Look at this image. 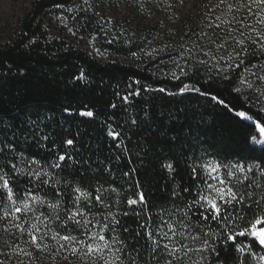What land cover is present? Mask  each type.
Segmentation results:
<instances>
[{"label":"trees","instance_id":"obj_1","mask_svg":"<svg viewBox=\"0 0 264 264\" xmlns=\"http://www.w3.org/2000/svg\"><path fill=\"white\" fill-rule=\"evenodd\" d=\"M148 1L153 10L175 0ZM218 5V28L185 20L168 35L157 24L104 17L96 0L31 2L0 46V176L13 192L8 199L0 180V256L31 243L33 235L39 246L80 249L61 237L92 242L91 234L102 233L118 238L124 264H161L147 233L156 236L162 219L183 218L186 233L209 240L201 264H264V248L252 238L237 237L244 252L225 239L264 216L253 203L264 194V144L252 140L261 139L255 125L264 126V25L238 0ZM47 14L68 21L101 56L49 36ZM185 84L189 89L181 92ZM88 111L93 116L82 115ZM110 128L119 136L109 135ZM210 163L222 171H236L230 166L237 163L253 168L243 184L233 179L239 192L251 195L230 209L224 224L203 221L199 204L185 209L207 191L200 181ZM17 207L18 227L5 226L3 214ZM74 211L82 214L80 225L70 218Z\"/></svg>","mask_w":264,"mask_h":264},{"label":"snow or ice","instance_id":"obj_2","mask_svg":"<svg viewBox=\"0 0 264 264\" xmlns=\"http://www.w3.org/2000/svg\"><path fill=\"white\" fill-rule=\"evenodd\" d=\"M221 3H224V0H221ZM241 7L247 8L248 12L253 15L259 16L258 23L264 25V0H251L250 3H244L242 0H238ZM253 6H255L256 11H253ZM231 7V5H229ZM255 42V41H254ZM264 79V77H262ZM189 89V85L185 84L183 88H181V92ZM196 91H200L198 88L194 89ZM164 91V89H161ZM213 100H218L216 96H212ZM219 103L224 104L223 100H218ZM115 107V105H113ZM236 116L245 119L251 120L252 117L248 116L244 111H237ZM82 115L91 117L93 113L91 111L84 112ZM255 127L259 130V134L264 136V126H261L260 123H257ZM109 135L114 138L119 136L118 132H114L109 130ZM252 140L256 143L264 144V141L258 140L256 136H252ZM68 144H72V140L67 141ZM60 160H64V156L59 157ZM59 165H57L58 167ZM166 167L169 170H174L172 164H167ZM224 166L219 163H210L203 166L204 177L201 179V183L205 185L206 192L201 190V192L197 193L198 199H194L192 205H185V209L190 207H194L196 204H199L201 208L205 209L204 212L200 213V218L203 221H207L211 218L213 221L220 222L221 224L226 223L231 219L230 209L234 205H242L245 202V197L250 196L251 193H241L238 191L235 185H233V179L236 180L237 184H243L247 181L248 173L253 172V168L251 166H246L242 164H234L231 165V169H235L236 171L225 169L222 171ZM264 167V166H262ZM237 171L242 174L241 176L237 175ZM193 178H196L197 169L193 167L192 169ZM0 180L3 181L2 187L8 192V199H12V189L9 187V181L5 179L3 176H0ZM210 181H215V183H211ZM251 187V185H248ZM259 187V185H257ZM185 192L188 189H184ZM175 195V193H174ZM99 201L100 197H96ZM139 201L141 203H146L145 196L141 192L139 193ZM261 201H264V194L261 195L259 200L253 201L258 208H260L261 212H264V204H261ZM130 205H134L137 203V200L130 199L128 200ZM25 208H28V204L25 203ZM16 212H20L21 209L19 207L15 208ZM177 211H184L182 209H177ZM210 213L206 215L205 213ZM74 214L71 219H74ZM126 214V213H125ZM187 215V212H184ZM169 215H172L169 213ZM80 221H76L77 225H80ZM118 223V222H117ZM177 223L180 227H177ZM251 227L245 228L239 232H233L230 235L226 236L227 241L233 242L235 248L239 252H244V247L241 246L240 243H237V237L248 236L252 238L255 244H258L261 248H264V216L257 215L254 221L250 222ZM36 226L33 225V228ZM107 227V225H105ZM163 229H166L163 230ZM183 229V230H182ZM115 231V229H112ZM127 231V229H124ZM149 239L152 240L153 248L152 254L154 258L162 257L161 264H201L206 257L203 255L209 251V240L207 238L201 239L199 235H194L191 233H186V225L183 218H180L177 222H171L170 220H161L160 227L156 230V236L152 232L147 233ZM205 237H207L208 233H204ZM158 236V238H157ZM179 237V239H177ZM32 243L36 244L37 237L35 235L32 236ZM62 240L69 243H79L83 245V248L73 247L71 249L73 255H77L78 252H82L85 258H92L91 264H124V260L121 258V253L124 252L123 246L120 248L115 247V243L117 240H112L111 238H107L102 233L91 234L89 239L92 242L85 241H76L74 237L71 235H65L61 237ZM162 241H167L162 243ZM184 241H191L195 244L197 241L200 242L199 247H192L191 244L185 243ZM123 245V242H120ZM39 247L38 244H36ZM63 247V245L61 246ZM249 249L252 248V245H247ZM212 254H214L217 258L219 257V251L215 248H211ZM194 256H198L199 259H193ZM111 258V259H110ZM260 259H264V256L260 257ZM134 264V262H133ZM222 264V262H220Z\"/></svg>","mask_w":264,"mask_h":264},{"label":"rangeland","instance_id":"obj_3","mask_svg":"<svg viewBox=\"0 0 264 264\" xmlns=\"http://www.w3.org/2000/svg\"><path fill=\"white\" fill-rule=\"evenodd\" d=\"M33 0H0V46L7 42L9 36L16 29L19 20L30 7ZM97 11L104 17H124L132 24L158 25L164 28L168 35L181 29L185 20L195 23L197 27L206 28L214 25L218 28V20L221 17L218 0H175L169 8L158 7L149 10L151 3L148 0H96ZM44 26L49 36L63 37L67 41L77 44L87 50L94 57L101 55L89 45L88 40L80 37L69 25L68 21L59 16L47 14ZM122 60V58H119ZM264 141V136H261ZM215 183V182H214ZM16 211L3 214L5 226L18 227ZM79 213L74 211L71 216ZM74 222L82 221V214L75 215ZM12 246L10 253L0 256V264H91L92 258H85L83 253L73 255L70 248L37 247L32 239Z\"/></svg>","mask_w":264,"mask_h":264}]
</instances>
